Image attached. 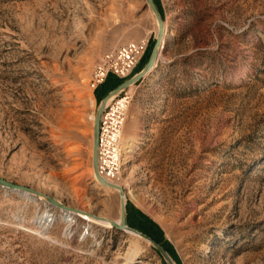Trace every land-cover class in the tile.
Listing matches in <instances>:
<instances>
[{
    "label": "rangeland",
    "instance_id": "obj_1",
    "mask_svg": "<svg viewBox=\"0 0 264 264\" xmlns=\"http://www.w3.org/2000/svg\"><path fill=\"white\" fill-rule=\"evenodd\" d=\"M154 2L167 40L109 101L129 95L117 184L132 233L0 186V264H168L132 228L175 264H264V0ZM156 25L145 0H0V178L118 221L92 116L123 80L89 78L147 38L140 71Z\"/></svg>",
    "mask_w": 264,
    "mask_h": 264
},
{
    "label": "built area",
    "instance_id": "obj_2",
    "mask_svg": "<svg viewBox=\"0 0 264 264\" xmlns=\"http://www.w3.org/2000/svg\"><path fill=\"white\" fill-rule=\"evenodd\" d=\"M147 48L148 39L139 38L106 52L90 73L89 87L98 88L110 75L120 80L130 77ZM128 102V94L118 96L104 106L99 119L97 170L112 183H117L121 175L120 142Z\"/></svg>",
    "mask_w": 264,
    "mask_h": 264
},
{
    "label": "water",
    "instance_id": "obj_3",
    "mask_svg": "<svg viewBox=\"0 0 264 264\" xmlns=\"http://www.w3.org/2000/svg\"><path fill=\"white\" fill-rule=\"evenodd\" d=\"M145 5L152 12V14L154 15V18L156 20V23H157V25H156V36H155V40H154L152 49L150 51L149 57H148L147 61L144 63L143 67L140 69V71L131 75L127 79L123 80L119 85H117L114 89L109 91L101 99V101L97 107L96 113H95L94 125H93L92 166H93L94 174L101 180V182L104 185L110 186V187L118 190L119 202H120L119 220L116 221V220H113L110 218L101 217V216H98L95 214H90V213H88L84 210L78 209V208L70 207V206L54 199L53 197L48 196L46 194H43V193H41L35 189L29 188L26 186H22L19 184H15V183L6 181L2 178H0V186H3L7 189L14 190V191H25V192H28V193H31L34 195H40V196L44 197L48 201V203L52 204L53 206L60 207L66 211L74 212L76 214H84V215H88V216H91V217L96 218V219L108 221V222H110L112 227H115V228H118L121 230H123L124 228H130L131 229V227H129L126 223V204H125V193H124L123 187L118 185L117 183H112V182H108V181L104 180L98 173V170H97V160H98V158H97V144H98V132H99V119H100V116H101V113L103 110V106H104L106 100L110 96H112L116 93H119L120 91L126 89L130 85L135 84L137 81H139L144 76L146 71L149 70L150 68H152V66H154L156 64V61L159 57L160 50H161L162 45H163L162 38H163V35L166 31L165 22L161 16L157 6H156L154 0H145ZM132 230L139 233L142 237H144L145 239L150 241L156 247V249L160 252V254L163 256V258L165 259V261L168 264H175L174 261L172 260V258L170 257V255L167 253V251L158 242H156L150 236H148V235H146L140 231H137L133 228H132Z\"/></svg>",
    "mask_w": 264,
    "mask_h": 264
},
{
    "label": "bare ground",
    "instance_id": "obj_4",
    "mask_svg": "<svg viewBox=\"0 0 264 264\" xmlns=\"http://www.w3.org/2000/svg\"><path fill=\"white\" fill-rule=\"evenodd\" d=\"M166 33V32H165ZM164 33V35H163V38H162V42H163V44L166 42V40H167V38H166V34ZM115 95V94H114ZM114 95H112V96H110L107 100H106V102H105V104H104V106L107 104V103H109V101L114 97ZM108 101V102H107ZM104 106H103V108H104ZM94 117L95 116H92V118H93V120H94ZM123 146V145H122ZM100 175V174H99ZM101 176V175H100ZM95 177V176H94ZM102 177V176H101ZM97 179H99L98 177H96ZM103 178V177H102ZM104 179V178H103ZM100 180V179H99ZM104 180H106V179H104ZM101 181V180H100ZM99 181V182H100ZM107 181V180H106ZM109 182V181H108ZM100 183H102V182H100ZM103 184V183H102ZM104 185V184H103ZM21 192V191H20ZM46 200V199H45ZM60 208V207H59ZM60 211H61V213H63L64 214V218H68V221H71L72 220V216H71V214L72 213H74V212H71L70 213V211H66V210H64V209H62V208H60L59 209ZM80 216H83L84 214H79ZM41 221L43 220V222L45 223L46 221H47V218L46 217H44V216H41L40 218H39ZM89 220H92L93 222H94V218H89ZM106 224H108V225H110L109 224V222H107ZM44 227V226H43ZM124 230H127V228H124ZM128 231V230H127ZM128 232H130V233H132L131 231H128ZM134 233V232H133ZM139 236L141 237V238H143V239H145L144 237H142L140 234H139ZM146 240V242H150V241H148L147 239H145ZM137 242L135 241V243H134V245H133V247L131 248V251H130V257H129V259H131V256L133 255V253L135 252V250H136V248H137Z\"/></svg>",
    "mask_w": 264,
    "mask_h": 264
},
{
    "label": "crops",
    "instance_id": "obj_5",
    "mask_svg": "<svg viewBox=\"0 0 264 264\" xmlns=\"http://www.w3.org/2000/svg\"><path fill=\"white\" fill-rule=\"evenodd\" d=\"M144 55H145V54H144ZM144 55H143V57H144ZM143 57L140 59V61L143 59ZM107 79H113L114 81H115V80H118L119 82H121L120 79H118V78H116L115 76H112V75H110ZM115 84H116V83H115ZM115 87H116V86H115ZM115 87H114V88H115ZM112 88H113V87H112Z\"/></svg>",
    "mask_w": 264,
    "mask_h": 264
}]
</instances>
